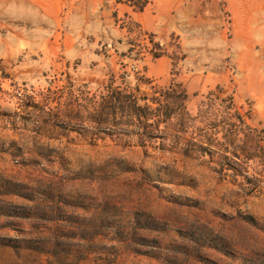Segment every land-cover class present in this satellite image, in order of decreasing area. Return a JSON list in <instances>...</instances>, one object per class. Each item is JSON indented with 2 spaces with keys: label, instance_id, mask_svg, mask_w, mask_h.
I'll return each mask as SVG.
<instances>
[{
  "label": "rangeland",
  "instance_id": "1",
  "mask_svg": "<svg viewBox=\"0 0 264 264\" xmlns=\"http://www.w3.org/2000/svg\"><path fill=\"white\" fill-rule=\"evenodd\" d=\"M0 264H264V0H0Z\"/></svg>",
  "mask_w": 264,
  "mask_h": 264
},
{
  "label": "trees",
  "instance_id": "2",
  "mask_svg": "<svg viewBox=\"0 0 264 264\" xmlns=\"http://www.w3.org/2000/svg\"><path fill=\"white\" fill-rule=\"evenodd\" d=\"M145 5H146V2H143V5H141L139 7V9L142 10L145 7ZM160 56H161L160 54H154V58H158ZM138 81H139V83L144 84V85H147V84L151 83V81L144 80L143 77L138 79ZM174 88L178 89L179 87L178 86L175 87V86H173L171 84L167 91H164L163 89L158 90V92L160 94H163V95L167 96L166 97V101L168 102V106L169 107H173V106L176 105V103H178V102H172L173 101V97L172 96L178 92ZM119 96H120L119 92L113 91V93H111V98L110 99L102 100V105L109 107V109L112 111V114L114 116L116 115V111H117L118 107H120L123 104V102L120 101V97ZM129 98H130V96H128L126 98L125 102H128ZM176 99H180L181 103L179 102V104L182 106L184 101H185V99H186L185 92L184 91L179 92V95L177 96ZM142 101L144 102V101H146V99H143ZM151 101H152L153 104L158 105V108L156 109V115L153 116V117L158 119L157 122H155V125L158 126L160 123H166V121L168 120L169 117H168V115L167 116H163V114H161V107L160 106H161L162 102L158 101L157 99H154V100H151ZM143 109H145V108H143ZM143 120H144V122L148 121L146 117H143Z\"/></svg>",
  "mask_w": 264,
  "mask_h": 264
},
{
  "label": "crops",
  "instance_id": "3",
  "mask_svg": "<svg viewBox=\"0 0 264 264\" xmlns=\"http://www.w3.org/2000/svg\"><path fill=\"white\" fill-rule=\"evenodd\" d=\"M146 7H144V9H142V13H141V16H142V19L144 21V24H145V29L148 31V32H153V17L150 13H147L145 10Z\"/></svg>",
  "mask_w": 264,
  "mask_h": 264
}]
</instances>
